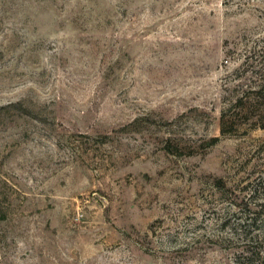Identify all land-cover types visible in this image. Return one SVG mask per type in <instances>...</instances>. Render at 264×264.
I'll return each instance as SVG.
<instances>
[{"label": "rangeland", "instance_id": "rangeland-1", "mask_svg": "<svg viewBox=\"0 0 264 264\" xmlns=\"http://www.w3.org/2000/svg\"><path fill=\"white\" fill-rule=\"evenodd\" d=\"M262 85L264 0H0V264H264Z\"/></svg>", "mask_w": 264, "mask_h": 264}, {"label": "trees", "instance_id": "trees-1", "mask_svg": "<svg viewBox=\"0 0 264 264\" xmlns=\"http://www.w3.org/2000/svg\"><path fill=\"white\" fill-rule=\"evenodd\" d=\"M261 87H262V90L264 91V85H262ZM257 93H258V92H255L254 94H252V95H253V96H252V97H253V98H252V101H257V102H258V101L261 100L262 97L264 96V95L259 96ZM240 103H241V101L239 100V101L237 102L239 108H244V107H242V105H240Z\"/></svg>", "mask_w": 264, "mask_h": 264}]
</instances>
